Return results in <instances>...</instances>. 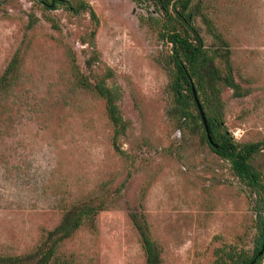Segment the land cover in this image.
<instances>
[{"label":"rangeland","instance_id":"rangeland-1","mask_svg":"<svg viewBox=\"0 0 264 264\" xmlns=\"http://www.w3.org/2000/svg\"><path fill=\"white\" fill-rule=\"evenodd\" d=\"M85 1L97 25L88 11L62 4L0 0V77L18 53L0 88V255L32 264L66 210L99 202L104 206L58 245L49 264H145L135 212L161 264H214L216 251L229 245L250 252L251 194L229 161L169 117V47L140 21L146 6ZM194 3L206 44H216L212 25L226 42L239 85L222 90L224 125L237 142H264V0ZM94 28L98 59L88 66ZM108 68L107 84L128 122L116 137L119 149L104 100L76 79L94 81ZM252 163L264 182V145Z\"/></svg>","mask_w":264,"mask_h":264},{"label":"trees","instance_id":"trees-1","mask_svg":"<svg viewBox=\"0 0 264 264\" xmlns=\"http://www.w3.org/2000/svg\"><path fill=\"white\" fill-rule=\"evenodd\" d=\"M46 8H57L62 4L74 13L88 11L95 25L98 18L85 0H37ZM146 6L147 15L140 16L141 22H149L156 28L160 40L166 44L168 54L165 64L170 70L168 92L170 93L169 117L180 128L188 127L200 134L211 150L221 158L229 161L233 173L243 183L251 194L252 210L254 212L253 234L254 246L249 250L236 245L219 248L214 264H262L264 255V182L261 172L252 163L255 153L264 142L240 143L233 139L223 123V100L221 97L224 87L237 91L236 83L230 64V52L226 42L219 34L214 33L213 25L208 28L216 38L214 45H208L196 24L198 6L194 0H133ZM206 18V17H205ZM95 28L89 33L86 41L91 46V53L86 64L91 66L98 59L94 45ZM219 42V44H217ZM222 42V43H221ZM18 53L9 61L0 77V88L7 86L10 74L17 65ZM73 57V56H71ZM113 76L108 68L104 74L88 80L82 75H76L77 83L82 87H90L104 100L106 116L113 126V140L124 134L127 121L122 117L117 92L107 84V79ZM194 84L197 96L206 117L209 134L214 147L208 141L204 125L198 112L192 91ZM120 151V150H119ZM104 204H83L66 210L60 222L50 229L42 245L36 251L32 264H49L56 248L66 238H69L83 222L95 215ZM132 219L139 231L141 247L145 256V264H161V252L157 243L151 238L145 219L138 213H132ZM19 257L1 256L0 264H18ZM54 259V258H53Z\"/></svg>","mask_w":264,"mask_h":264},{"label":"water","instance_id":"water-1","mask_svg":"<svg viewBox=\"0 0 264 264\" xmlns=\"http://www.w3.org/2000/svg\"><path fill=\"white\" fill-rule=\"evenodd\" d=\"M191 91H192V94H193V97H194V100H195V103H196V106H197V109H198V112L200 114V117H201V120H202V123L204 125V128H205V131H206V135H207V138H208V141L211 145H213L214 147H216L217 145L215 143H213V140L211 139L210 137V134H209V130H208V126H207V121H206V117L204 115V111H203V108L201 106V103H200V100L197 96V93H196V89H195V86L193 83H191Z\"/></svg>","mask_w":264,"mask_h":264}]
</instances>
